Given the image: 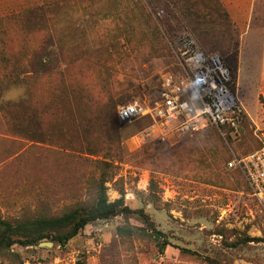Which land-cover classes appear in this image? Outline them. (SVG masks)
<instances>
[{"label": "rangeland", "instance_id": "obj_1", "mask_svg": "<svg viewBox=\"0 0 264 264\" xmlns=\"http://www.w3.org/2000/svg\"><path fill=\"white\" fill-rule=\"evenodd\" d=\"M157 1L0 0V37L15 47L23 46L34 37L27 32L28 23L3 15L11 9L20 15L24 7L42 3L46 27L54 41L50 51L56 61L52 66L62 69L68 60L72 70H82L85 77L103 68L101 75L117 101L116 113L119 106L133 99L147 101L166 74L179 76L177 50L184 38H192L202 51L225 58L232 88L250 119L247 131L256 141H251L246 130L237 129L231 135L224 133V142L217 146L209 133L203 136L205 131L171 144H150L138 136L152 123L150 118L123 127L116 149L104 150V155H88L87 149L80 155L81 161L72 160L57 147L49 146V150L45 144H38L35 152H25L24 148L17 173L7 174L5 180L0 177V209L5 217L18 218L27 210L57 216L76 203L91 200L93 188L89 185L99 178L102 167L86 186L81 171H89L96 160L106 161L114 173L107 182L109 199H118L116 188H123L127 204L144 208L169 241L162 252L146 236H121L117 228L127 221L117 217L88 225L65 247L55 242L53 247H41V243L31 249L15 247L25 264H264V209L248 185L235 176L236 171L228 168L231 155L242 154L239 148L264 146V95L247 72L238 82L235 80L234 35L228 19L207 9L201 15L191 13L192 6L184 0H171L176 1L177 15L186 29L170 31L162 21L165 9L154 7ZM254 14V23L264 24V0H257ZM37 20L36 25L42 26L40 18ZM52 78L41 77L33 85L13 88L6 97L28 96L32 85L39 106L45 104ZM110 126L120 132L115 119ZM191 139L197 145L190 149L199 153L187 155L184 163L176 155L163 160L152 157ZM211 153L229 154L228 171L221 168L226 175L215 178L212 170L197 166L203 154L208 162ZM107 154L110 156L105 159ZM209 162L212 164V158ZM129 222L142 226L137 218ZM0 264L10 263L0 256Z\"/></svg>", "mask_w": 264, "mask_h": 264}, {"label": "trees", "instance_id": "obj_2", "mask_svg": "<svg viewBox=\"0 0 264 264\" xmlns=\"http://www.w3.org/2000/svg\"><path fill=\"white\" fill-rule=\"evenodd\" d=\"M184 2L188 6H192L191 13L201 15V12L207 9L208 12L217 13L230 21L229 28L234 35L235 51L233 53L236 62L234 76L237 81L240 30L230 18L222 1L184 0ZM175 3L176 1L159 0L154 6L157 9H165L166 15L162 21L170 27V31L171 28H174V32L186 29L185 23L177 15ZM24 8L23 14L19 15V12L17 15L11 9L3 16L8 20L18 17L21 23H28L27 32L34 35V37L24 43L23 46L17 47L6 42L5 38L0 37V177L4 180L7 174L12 176L17 173L16 166L23 154L25 152H35L38 144L48 145L47 148L49 146L50 148L57 147L62 150V154H67L72 160L81 161L83 156L80 155L85 154L87 149L89 151L88 155H104V150L116 149L121 144L123 127L130 125L120 122L118 116L120 106L116 113L117 101L114 100L111 95L112 92L106 84L107 81L101 75L102 72H105L103 68L99 73L96 74L95 71L97 70H95L93 74L85 77L82 70L74 72L71 67L72 63H67L68 60L64 63L62 69L53 67L52 63L56 61V58L51 55L52 51L50 50L54 46V41L51 38L49 29L46 27V11L42 3ZM39 18L41 21L39 24H42V26L36 25ZM34 23L35 25H33ZM171 24H175V26L172 27ZM28 60L29 62H27ZM46 76L54 77L49 81L51 91L47 102L39 106L32 93V85L41 77ZM29 84L32 85H30L31 88L29 87L28 96L6 97L13 88L23 85L28 86ZM230 87L233 90L232 81ZM262 102L264 103V99H262ZM112 119H115V122L119 124L120 132L110 126ZM143 119L150 118L145 117L136 121ZM238 122V130H246L249 135L250 132L247 129H249L250 119L246 112L243 111L239 115ZM204 131L203 136L209 133L215 139L216 146L224 142V133L231 135L236 132L229 125L221 129L210 126ZM91 137L92 139L89 141ZM250 139L252 142L256 141L252 134ZM193 140L178 143L164 152L166 154L162 152L157 155L153 154L152 157H155L156 160H163L171 155H176L178 161L184 163L187 155L199 153L190 149V147L197 145V143L194 145L191 142ZM29 143L31 144L28 145ZM85 145L88 148H85ZM262 147V145L255 144L247 149L239 148L242 152L239 155L246 156ZM3 148L5 151L2 150ZM24 148L26 150L22 153L21 150ZM68 150L72 153H66ZM212 155L211 153L207 162L205 158L207 155L203 154L202 158L198 160L199 164L197 166H205L208 168L207 170H212L215 178L226 175L221 168L223 167L228 171L227 156L229 154L214 153ZM109 156L107 154L104 158L107 159ZM233 157L231 155V159ZM210 158H212V164L209 162ZM94 164L89 171H81V176L85 179L83 185L86 186L87 181L95 178L98 167H102L99 178L89 185L90 189L93 188L90 190L91 200L76 203L61 215L31 214V210H27L23 216L12 218L5 217L0 209V256L6 258L10 264H25L21 254L15 250V247L31 249L38 247L40 243L45 241H52L65 247L79 236L88 225L107 222L117 217H122L127 221L126 225L118 226L119 235L128 237L146 236L162 252H165L169 245L166 234L157 229L156 223L144 208L134 209L127 204L123 188H116L120 194L118 199L114 201L109 199L107 182L109 183V179L114 177V173L110 172L107 167L111 168V165L107 164L106 161L98 160ZM234 171H236L235 176L244 181L252 193L243 173L240 170ZM228 178L230 177L228 176ZM227 185L231 187V181ZM148 201L155 204L154 200ZM132 218L139 219L142 226L133 225L129 222Z\"/></svg>", "mask_w": 264, "mask_h": 264}, {"label": "built area", "instance_id": "obj_3", "mask_svg": "<svg viewBox=\"0 0 264 264\" xmlns=\"http://www.w3.org/2000/svg\"><path fill=\"white\" fill-rule=\"evenodd\" d=\"M177 56L181 74L163 76L161 86L147 101L133 99L120 106V122L151 118L152 123L138 136L161 145L192 137L210 126L229 125L237 130L244 108L230 87L224 58L202 51L192 38L180 42ZM228 168L243 173L251 194L264 209V146L246 156L234 155Z\"/></svg>", "mask_w": 264, "mask_h": 264}, {"label": "crops", "instance_id": "obj_4", "mask_svg": "<svg viewBox=\"0 0 264 264\" xmlns=\"http://www.w3.org/2000/svg\"><path fill=\"white\" fill-rule=\"evenodd\" d=\"M221 1L240 30L237 82L247 72L253 81L259 83L261 93L264 95V24L262 21L254 23L257 0Z\"/></svg>", "mask_w": 264, "mask_h": 264}, {"label": "water", "instance_id": "obj_5", "mask_svg": "<svg viewBox=\"0 0 264 264\" xmlns=\"http://www.w3.org/2000/svg\"><path fill=\"white\" fill-rule=\"evenodd\" d=\"M53 242H43L40 244L41 247H53Z\"/></svg>", "mask_w": 264, "mask_h": 264}]
</instances>
